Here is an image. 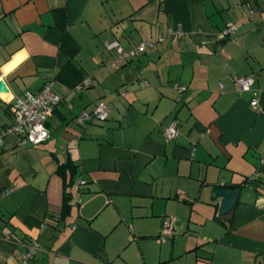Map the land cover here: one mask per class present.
Returning a JSON list of instances; mask_svg holds the SVG:
<instances>
[{
	"label": "crops",
	"instance_id": "crops-1",
	"mask_svg": "<svg viewBox=\"0 0 264 264\" xmlns=\"http://www.w3.org/2000/svg\"><path fill=\"white\" fill-rule=\"evenodd\" d=\"M114 39L155 44L113 69ZM0 79V132L13 97L49 79L59 97L44 162L0 182V264L32 240L30 264H264V0H0ZM97 101L107 118L78 124ZM67 161L84 183L61 218ZM216 186L237 192L225 214Z\"/></svg>",
	"mask_w": 264,
	"mask_h": 264
},
{
	"label": "built area",
	"instance_id": "built-area-1",
	"mask_svg": "<svg viewBox=\"0 0 264 264\" xmlns=\"http://www.w3.org/2000/svg\"><path fill=\"white\" fill-rule=\"evenodd\" d=\"M235 29L233 24H229L223 31L222 35L227 36L232 30ZM173 37H180L183 33L180 29H175L170 32ZM158 38L157 41H161ZM155 44L154 41H139L133 45L129 50H125L117 39L105 43L107 51H113L116 58L110 64L113 69L121 66L125 61L134 56L143 54L147 49L152 48ZM90 79H85L84 84H88ZM234 82L240 91L249 90L254 83V78L251 75L239 76L234 78ZM222 83L219 86L222 87ZM174 88L181 92L185 88L178 83H174ZM59 102V97L54 91V82L49 79L46 80L39 90L24 91L21 95L13 97L10 102L12 112V122L0 132V144L6 135H11L16 139L20 146L26 144L38 145L44 142L48 136L49 131L46 125L49 115H51L54 107ZM249 105L252 110L258 111L259 107L256 99H251ZM108 115V109L103 101H97L91 111H81L76 116L77 123H85L91 120H105ZM179 134L175 121H171L164 129V135L168 140L177 138ZM84 183L82 180H74L72 187L77 189L80 184ZM14 186L5 188L1 194L7 195ZM159 234L167 237L173 235V230L168 225L161 226ZM25 249L20 256V264H30L31 259L38 250L39 244L36 241H29L24 244Z\"/></svg>",
	"mask_w": 264,
	"mask_h": 264
},
{
	"label": "rangeland",
	"instance_id": "rangeland-1",
	"mask_svg": "<svg viewBox=\"0 0 264 264\" xmlns=\"http://www.w3.org/2000/svg\"><path fill=\"white\" fill-rule=\"evenodd\" d=\"M33 146L35 145L28 143L26 146H17L12 149L4 144L3 148L6 150L0 155V182L9 180L10 176L18 172L19 169L22 170L21 172L29 171L30 168H36L34 164L44 162L43 152L40 150L42 148ZM163 225H168L172 228L167 222H163Z\"/></svg>",
	"mask_w": 264,
	"mask_h": 264
},
{
	"label": "trees",
	"instance_id": "trees-1",
	"mask_svg": "<svg viewBox=\"0 0 264 264\" xmlns=\"http://www.w3.org/2000/svg\"><path fill=\"white\" fill-rule=\"evenodd\" d=\"M131 59H129V60H131ZM129 60H127V61H129ZM127 61H125V62H127ZM78 124H83V123H78ZM75 168H76L75 165L73 163H71L70 161L61 163L56 168L57 174L60 175L63 179L62 204H61V211H60V217L61 218H63L65 215H68L70 212V207H71L70 200L72 198L71 189H73L72 184L75 180V176H74ZM229 188L233 189V188H235V186H229ZM215 219L217 220L216 217H215Z\"/></svg>",
	"mask_w": 264,
	"mask_h": 264
},
{
	"label": "water",
	"instance_id": "water-1",
	"mask_svg": "<svg viewBox=\"0 0 264 264\" xmlns=\"http://www.w3.org/2000/svg\"><path fill=\"white\" fill-rule=\"evenodd\" d=\"M7 91L8 89L4 80L0 79V93ZM211 197L219 199V213L225 214L233 208L237 198V192L227 187L216 186L211 190Z\"/></svg>",
	"mask_w": 264,
	"mask_h": 264
}]
</instances>
